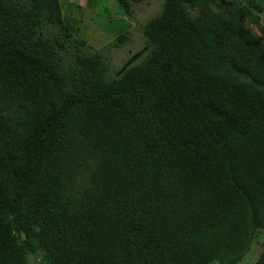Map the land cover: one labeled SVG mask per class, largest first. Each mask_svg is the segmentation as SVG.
Here are the masks:
<instances>
[{
	"label": "trees",
	"instance_id": "1",
	"mask_svg": "<svg viewBox=\"0 0 264 264\" xmlns=\"http://www.w3.org/2000/svg\"><path fill=\"white\" fill-rule=\"evenodd\" d=\"M65 11L0 0V264H264V0H163L114 74Z\"/></svg>",
	"mask_w": 264,
	"mask_h": 264
},
{
	"label": "rangeland",
	"instance_id": "2",
	"mask_svg": "<svg viewBox=\"0 0 264 264\" xmlns=\"http://www.w3.org/2000/svg\"><path fill=\"white\" fill-rule=\"evenodd\" d=\"M75 1L83 5V10L78 11L77 8L80 9L78 6L66 10L70 17H77V20L67 22L70 34L74 35L75 39H84L93 46L94 50L102 51L104 55H107L110 74L116 73L130 56H133L145 46V37L141 27L160 12L163 2V0H151L135 4L130 11L125 13L123 9L121 11L114 9L113 3L115 0H101L99 4L93 6V9L89 6L90 0ZM100 19H102L103 26L97 23V20ZM108 21L109 23L112 21L109 26H107ZM122 29H127L129 40L121 47H112L111 43L119 36L118 30ZM250 29L259 33L257 28L252 25ZM91 40L94 41V44ZM98 41H103L99 44L101 46H95ZM108 42L109 44H107ZM71 45L75 46V43L72 42ZM253 259L254 254L251 253L240 264H252Z\"/></svg>",
	"mask_w": 264,
	"mask_h": 264
},
{
	"label": "clouds",
	"instance_id": "3",
	"mask_svg": "<svg viewBox=\"0 0 264 264\" xmlns=\"http://www.w3.org/2000/svg\"><path fill=\"white\" fill-rule=\"evenodd\" d=\"M77 2V1H76ZM61 4H62V7H63V9H64V11H65V3H64V0H61ZM66 12V11H65Z\"/></svg>",
	"mask_w": 264,
	"mask_h": 264
}]
</instances>
